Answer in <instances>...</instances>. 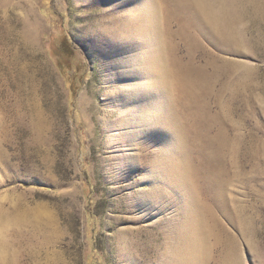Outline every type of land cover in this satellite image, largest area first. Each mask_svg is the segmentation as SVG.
<instances>
[{"label": "rangeland", "instance_id": "obj_1", "mask_svg": "<svg viewBox=\"0 0 264 264\" xmlns=\"http://www.w3.org/2000/svg\"><path fill=\"white\" fill-rule=\"evenodd\" d=\"M181 1L0 0V264H263L264 0L230 3L240 46ZM102 59L146 105L128 177Z\"/></svg>", "mask_w": 264, "mask_h": 264}, {"label": "bare ground", "instance_id": "obj_2", "mask_svg": "<svg viewBox=\"0 0 264 264\" xmlns=\"http://www.w3.org/2000/svg\"><path fill=\"white\" fill-rule=\"evenodd\" d=\"M233 2H234L233 0H182L180 2V4L182 3V5L185 6L186 8H188L190 10L192 9L193 10V14L194 15H197V17H199V19L196 17L197 20L198 21L199 20H202L204 22V23H201V21L199 22L202 25H204L202 27H206L205 26V24H206L207 25V29H208V27L210 28L209 29V32L213 31V33H215V36L218 39L223 40V41L233 42L236 45H239L240 46V44H241L240 39L233 34L232 28H231V24H232V17H231V15H233L234 17H236L235 14L230 13V11H231L230 9H232L230 3H233ZM157 12L154 13V14H156V16L158 15ZM152 16H154V15H152ZM150 17H151V15H150ZM154 18H156V17H154ZM194 18H195V16H194ZM196 18L194 19L195 21H197ZM149 20L150 19H148V21ZM158 21H159V19H158ZM159 23L160 22H158L157 24L160 26ZM143 24H146V23H143ZM143 24L140 25L141 26L140 27L141 28V35L139 37H141L143 39H147L149 26L148 25H143ZM154 24H155V22H154ZM157 24H155V26H158ZM150 26H151V24H150ZM155 26H153V27H155ZM159 26L157 27L158 30L160 29ZM202 27H200V28H202ZM213 39H215V38H213ZM158 40H159V43L161 44L162 40H161V42H160V39H158ZM159 43L158 44L157 43H153L154 46H152V50H151V53L154 55L153 58H155V56H158V54L161 51V47H160ZM100 46H101V44H100ZM101 47H102V49H104L103 48L104 46H101ZM162 51H163V49H162ZM103 52H105V50ZM115 60L116 59L112 60V62L113 61L116 62ZM152 61H154V60L152 59ZM159 62L160 61H158V63ZM98 66H99V68L105 70L107 72L108 76H109V81L107 82V86L104 87V91H105L104 104L106 106H108V108H110L111 110H113L112 113H113V115L116 118L112 122L109 121L110 128H111V131L115 134V138H117L118 140H120V143H118V145H117V149H118V151H121L122 153H121V155H120V153L118 155L120 157L121 156L122 157L124 156V160H123L124 161V164H123L124 165V173H125L126 177H128L129 175L131 176L132 173L135 171V166L128 161L129 154L126 153V151L129 150L132 146L133 147L135 146V143H134L135 141L133 139L132 127L130 125V122L132 124L134 123L135 125H137V128H140V126H141V128L143 130L138 135H136V138L139 139L140 141H144L145 140V135H144V130L145 129H144V127H146V125H147V119H146V115H144V112L143 111H144V108L146 107V105H144V102H142V104H139L138 106H134V107L131 106V108L128 110L127 107H126V102H124V104H120V99H119L118 92L117 91H114L113 88H112V86H111V84H113V83L116 82V80L114 79V75L116 73L117 68L113 67L112 63L109 64L108 59H102V60H100ZM160 67H159V64H158V69ZM163 68H165V67H163ZM235 68L239 71L241 69V66L238 65V66H235ZM144 70H146V68ZM162 71H164V69ZM153 72L155 73V71H152L151 74H149L150 77H148L147 82L152 83L151 86L154 87V88H157L158 87L157 81H154L152 79ZM166 72L167 71H165V73ZM157 73H158V71H157ZM120 74H121V72H120ZM135 74H136V72H135ZM135 74L133 76H135ZM165 75L163 74V76H165ZM197 75L198 74H195L194 71H188V70H185V72L182 75L184 77L183 79L185 81V84L187 86H189V88L191 90L192 89L196 90L198 88V86H199V78H198L199 76H197ZM139 76L142 77L143 75L141 73H139ZM157 76H158V74H157ZM166 76H168V75H166ZM154 77H156V75ZM159 79H161V78H159ZM160 82H161V80H160ZM144 85H145L144 82H141L139 84V87L138 88L141 90V92H143L142 89L145 88ZM132 92H133V90H132ZM136 93L137 94H136V97L134 99H136V98L139 99V96L142 95V93H140V92H136ZM192 93L190 95H193ZM131 100L132 99H130L129 102H131ZM107 111H108L107 108H102L100 110V113L106 114ZM129 111H133V115L132 116H131V114H130ZM128 112L130 114L129 117H128V114H127ZM173 120H175V119H173ZM207 122H208V119L207 120L204 119L202 121V126H204L205 124H207ZM176 125H178V124H176ZM194 132H195L196 137L201 136V132H202L201 131V128H199V130H196V128H195L194 129ZM203 132H204V130H203ZM173 170H174V168H173ZM175 171H177V169ZM191 172L192 171H190V173L188 172V174L189 175H192ZM192 173H194V171ZM183 184H184L185 188H188V189L189 188L190 189H194L195 188L191 176L188 179H185V181H184ZM4 249H5V243L2 241L1 236H0V260H2L1 258H2V254H3ZM260 261H262V260H260ZM235 263L236 264H239L240 263V260L239 259H237V260L235 259V262H233V264H235ZM263 264H264V261H263Z\"/></svg>", "mask_w": 264, "mask_h": 264}]
</instances>
